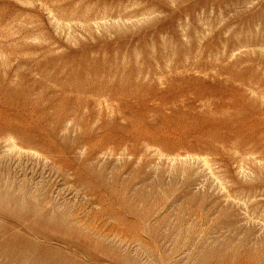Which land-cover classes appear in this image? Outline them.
I'll return each mask as SVG.
<instances>
[{
  "label": "rangeland",
  "instance_id": "rangeland-1",
  "mask_svg": "<svg viewBox=\"0 0 264 264\" xmlns=\"http://www.w3.org/2000/svg\"><path fill=\"white\" fill-rule=\"evenodd\" d=\"M0 264H264V0H0Z\"/></svg>",
  "mask_w": 264,
  "mask_h": 264
}]
</instances>
